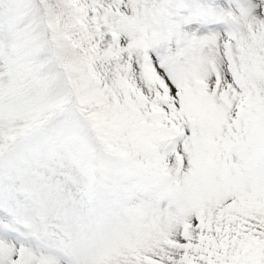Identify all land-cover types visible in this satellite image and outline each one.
Here are the masks:
<instances>
[{
	"label": "snow or ice",
	"instance_id": "obj_1",
	"mask_svg": "<svg viewBox=\"0 0 264 264\" xmlns=\"http://www.w3.org/2000/svg\"><path fill=\"white\" fill-rule=\"evenodd\" d=\"M0 264H264V0H0Z\"/></svg>",
	"mask_w": 264,
	"mask_h": 264
}]
</instances>
